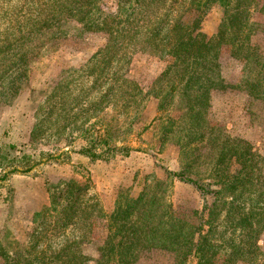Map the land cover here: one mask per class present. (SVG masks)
<instances>
[{
    "label": "rangeland",
    "instance_id": "rangeland-1",
    "mask_svg": "<svg viewBox=\"0 0 264 264\" xmlns=\"http://www.w3.org/2000/svg\"><path fill=\"white\" fill-rule=\"evenodd\" d=\"M61 1L64 0H0V98L6 70L8 81L14 80L21 27L45 16L61 17L59 6L54 4ZM100 1L105 12L114 14L123 0ZM163 1L167 4L170 0ZM189 1H179L181 5L172 10L171 23ZM222 13V6L213 3L201 23L202 31L214 34ZM252 19L264 25L263 13L255 10ZM77 26L75 20L69 21L64 26L68 34L39 46L36 50L40 53L29 63L22 89L14 94L10 88L9 101L0 103L2 243L6 238L26 243L34 226L33 214L48 204L47 182L60 178L74 177L84 184L83 201L91 214L83 225L78 220L64 234L42 243L53 249L67 240H76L84 226L89 229L86 237L89 243L104 237V216L112 209L120 188L136 196L142 189L159 183L162 199L183 214L200 210L204 201L211 204L214 200L211 195L203 197L191 183L168 176L165 171L184 170L189 174L190 170L185 168L190 166V152H201L202 158L198 157L191 167L194 166L193 174L205 178L214 160L210 153L212 144L190 146L189 131L180 119L163 138L167 116L180 114L177 104L180 91L173 94L171 82L158 80L168 57L129 45L105 64L109 54L103 53L110 46L109 34L85 31L80 35ZM59 30L63 33L62 26ZM251 43L264 55V29L251 37ZM30 47L26 44L22 48ZM219 65L223 79L229 84L238 81L244 66L230 54L227 45L219 49ZM110 85L114 86V93L98 102ZM132 92L137 93L135 97H129ZM164 96L171 104L158 112ZM210 104L208 119L212 124L222 126L231 136L248 140L264 156L263 102L252 99L243 90L226 88L212 91ZM158 115L159 121L155 120ZM40 121L43 131L30 139L34 124ZM96 134L99 135L94 139ZM99 136H104L107 143L100 141ZM82 147H90L100 156L92 159ZM107 148L115 149L107 151ZM27 167L30 169L25 170ZM222 218L223 211L219 222H223ZM258 244L264 250V231ZM86 253L97 257L93 245L87 246ZM135 264H174V261L168 250L157 249L141 256ZM187 264L195 262L189 257Z\"/></svg>",
    "mask_w": 264,
    "mask_h": 264
},
{
    "label": "trees",
    "instance_id": "trees-1",
    "mask_svg": "<svg viewBox=\"0 0 264 264\" xmlns=\"http://www.w3.org/2000/svg\"><path fill=\"white\" fill-rule=\"evenodd\" d=\"M179 1L170 0L165 4L163 0H123L114 14L105 12L100 0L55 2L61 17L49 15L21 27L17 35L20 49L14 61V80L13 83L8 81L6 70L0 103L9 101L10 88L14 94L22 89L29 63L40 53L36 49L48 40L68 34L64 26L71 20L79 25L80 35L85 31L109 34L110 46L103 53L109 54L105 64L129 45L153 54H164L168 62L158 80L171 82L173 94L180 91L177 103L180 114L167 116L163 138L180 119L189 131L190 146L210 143L213 145L210 153L214 157L205 178L193 174L194 166L191 167L198 157L202 158L201 152H190V166L185 168L190 170L189 174L184 170L165 171L168 176L191 183L203 197L211 195L213 202L204 201L200 210L192 209L190 214H183L162 199L159 183L142 189L136 196L120 188L112 209L104 216V237L89 243L86 240L89 229L84 226L76 240H67L53 249L42 243L64 234L78 220L83 225L91 214L83 201L84 184L74 177L60 178L47 182L48 204L33 214L34 226L26 243L9 238L5 243L0 241V264H85L88 261L135 264L141 256L157 249L168 250L174 264H187L189 257L195 264L241 261L264 264V250L258 244L264 231V156L248 140L231 136L225 128L208 119L214 90H243L252 99L264 103V55L251 43V37L264 29L263 24L252 19L255 10L264 14V0H190L182 5V11L171 23L172 10L181 5ZM213 3L220 4L223 13L216 32L208 35L202 31L201 23ZM61 26L63 33L59 30ZM26 44L31 45L29 50H23ZM223 45L229 46L230 54L244 64L234 84L227 83L220 72L219 49ZM113 89V85L108 86L98 102L114 93ZM136 94L132 92L129 97ZM170 104L164 96L158 112ZM159 119L161 115L155 117ZM43 121L34 124L30 139L43 131ZM99 137L107 143L104 136ZM114 149L107 148V151ZM81 150L92 159L100 156L90 147ZM28 169L30 167L25 170ZM12 171L17 169L12 168ZM222 211L223 222H219ZM88 245L95 248L96 258L86 253Z\"/></svg>",
    "mask_w": 264,
    "mask_h": 264
}]
</instances>
